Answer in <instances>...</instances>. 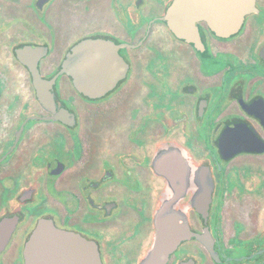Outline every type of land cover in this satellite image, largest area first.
Returning <instances> with one entry per match:
<instances>
[{"label": "flooded vegetation", "instance_id": "1", "mask_svg": "<svg viewBox=\"0 0 264 264\" xmlns=\"http://www.w3.org/2000/svg\"><path fill=\"white\" fill-rule=\"evenodd\" d=\"M174 2L0 0V264L40 223L98 264H144L161 226L163 264H264V0L190 36Z\"/></svg>", "mask_w": 264, "mask_h": 264}, {"label": "water", "instance_id": "2", "mask_svg": "<svg viewBox=\"0 0 264 264\" xmlns=\"http://www.w3.org/2000/svg\"><path fill=\"white\" fill-rule=\"evenodd\" d=\"M255 0H175L172 8L173 24L179 36H190L196 31L195 23L204 18L208 20L211 28L218 34L227 35L235 32L242 23L244 16L253 10ZM189 10L185 18V10ZM107 89V88H104ZM181 234L169 236L168 230L161 226L156 237L154 247L149 251L144 264H163L168 254L181 240ZM76 240V246L72 241ZM74 249L84 250L88 264H98V254L94 246L84 244L71 235L55 230L47 223H40L29 242V256L31 264H53V261L38 262L39 257L72 256ZM86 250V251H85ZM36 259V260H35ZM70 262L61 261L60 264Z\"/></svg>", "mask_w": 264, "mask_h": 264}]
</instances>
